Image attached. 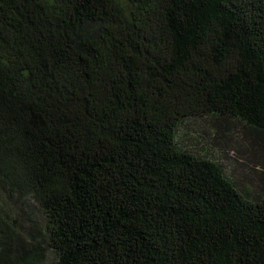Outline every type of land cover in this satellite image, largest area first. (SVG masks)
<instances>
[{
  "label": "trees",
  "instance_id": "obj_1",
  "mask_svg": "<svg viewBox=\"0 0 264 264\" xmlns=\"http://www.w3.org/2000/svg\"><path fill=\"white\" fill-rule=\"evenodd\" d=\"M0 264H264V0H0Z\"/></svg>",
  "mask_w": 264,
  "mask_h": 264
},
{
  "label": "rangeland",
  "instance_id": "obj_2",
  "mask_svg": "<svg viewBox=\"0 0 264 264\" xmlns=\"http://www.w3.org/2000/svg\"><path fill=\"white\" fill-rule=\"evenodd\" d=\"M184 132H186V135L191 136V138L194 136L193 139L197 140H194L196 141L194 143V145H196V148H210L211 150H213L214 154L222 160V163L226 168V172L234 180L238 181L239 186H243L250 189H257V186H259V179L258 177H256V174L254 172L259 171V169L257 168H262V166L259 165L257 161L260 155L258 153H255L253 155L251 153H248V150L251 149V147L248 146L247 140L245 141V139H239L240 141L238 142L240 144V147L242 148L243 144L247 145L246 150L244 152L239 151L234 147H231L229 144L226 147H218L217 145H214L211 141L214 135L212 129L206 123V121L202 119H192L187 121L185 124L181 125L177 137L179 139H183ZM18 213L20 214V211ZM20 215L17 214L15 215V217L20 219L19 223L21 222L23 225L27 226L25 222L22 221L23 214Z\"/></svg>",
  "mask_w": 264,
  "mask_h": 264
}]
</instances>
